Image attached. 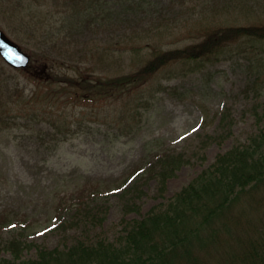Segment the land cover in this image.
I'll return each mask as SVG.
<instances>
[{"label": "trees", "instance_id": "trees-1", "mask_svg": "<svg viewBox=\"0 0 264 264\" xmlns=\"http://www.w3.org/2000/svg\"><path fill=\"white\" fill-rule=\"evenodd\" d=\"M49 1L0 0V10L14 16L16 40L27 44L41 72L50 73L38 76L31 63L16 69L0 58V132L24 116L46 119L55 134L67 135L74 120L107 121L112 110L110 124L131 131V119L166 89L158 83L161 72L173 77L239 57L250 74L245 91L260 95L264 0H171L164 9H152V0ZM23 71L34 85L28 93ZM221 118L230 119L229 112ZM233 121L221 125L232 128ZM190 162L186 153L158 144L113 187L86 182L60 196L55 227L85 232L65 248L28 241L26 215L0 211L6 234L0 264H264V127L141 215L145 186L153 181L155 196L164 197L169 180ZM113 196L124 217L123 230L111 240L93 229ZM130 213L141 216L127 218ZM33 247L36 256L23 258Z\"/></svg>", "mask_w": 264, "mask_h": 264}, {"label": "rangeland", "instance_id": "rangeland-1", "mask_svg": "<svg viewBox=\"0 0 264 264\" xmlns=\"http://www.w3.org/2000/svg\"><path fill=\"white\" fill-rule=\"evenodd\" d=\"M152 1V9H164L171 0ZM50 9L55 10L52 5ZM2 12L0 29L32 57L27 44L16 40L18 27L13 22L14 16L11 14L10 18L9 13ZM246 65L247 60L239 57L173 77L161 72L158 83H163L166 89L157 91L143 113L131 119V131L125 128L120 131L110 124L116 118L115 110L107 121L90 116L84 117L81 124V118L74 120L67 135L55 134L46 119L37 122L38 118L20 116L15 125L0 132V211L12 209L26 215L30 222L26 232L28 241L49 248H65L76 235L85 232L73 228L61 231L55 227L60 196L86 182L113 187L124 180L148 148L158 144L186 153L191 162L169 180L164 197L155 196L153 181L145 186L147 195L141 200V215L168 201L219 153L238 142H247L264 127V82L260 95L254 89L245 91L250 76ZM35 67L38 76L48 75L49 71H40L43 66L37 59L31 61V70ZM29 74V71L19 73L27 93L34 87L27 78ZM225 111L234 120L232 128L221 125V121L230 120H222ZM260 116L263 118L259 119ZM50 130L53 134L49 136ZM141 215L130 213L126 217ZM123 217L117 197H111L105 219L93 229V235L115 239L123 230ZM2 236L6 234L0 232V242ZM36 253L33 247L25 249L22 256L30 258ZM2 255L10 256V253Z\"/></svg>", "mask_w": 264, "mask_h": 264}, {"label": "water", "instance_id": "water-1", "mask_svg": "<svg viewBox=\"0 0 264 264\" xmlns=\"http://www.w3.org/2000/svg\"><path fill=\"white\" fill-rule=\"evenodd\" d=\"M0 55L11 66L25 68L31 57L17 43H15L4 31L0 29Z\"/></svg>", "mask_w": 264, "mask_h": 264}]
</instances>
